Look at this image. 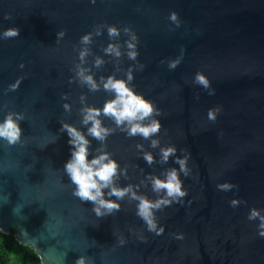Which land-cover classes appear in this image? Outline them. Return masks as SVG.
Listing matches in <instances>:
<instances>
[{"label": "water", "instance_id": "95a60500", "mask_svg": "<svg viewBox=\"0 0 264 264\" xmlns=\"http://www.w3.org/2000/svg\"><path fill=\"white\" fill-rule=\"evenodd\" d=\"M108 26L119 35L110 37ZM125 28L137 38L134 60ZM8 29L18 35L5 38ZM88 33L91 43L81 44ZM109 44L119 46V57L105 53ZM78 65L98 90L81 82ZM198 72L208 89L194 82ZM109 76L159 109L156 135L128 136L102 113L113 131L103 142L88 135L81 109H102L115 98L101 81ZM214 108L220 111L211 121ZM8 113L23 119L16 143L0 138V232L15 231L41 264L80 257L85 264H264L261 221L248 219L252 209L264 216V0H0V123ZM64 124L89 141L88 160L107 152L118 164L115 186L132 185L148 200L165 195L150 178L177 170L187 194L154 210L162 233L148 230L129 195L117 199L104 189L119 210L97 215L93 203L73 194ZM168 146L176 153L162 162L160 149ZM185 156L187 176L176 163ZM223 183L234 187L218 189Z\"/></svg>", "mask_w": 264, "mask_h": 264}, {"label": "clouds", "instance_id": "9594fccd", "mask_svg": "<svg viewBox=\"0 0 264 264\" xmlns=\"http://www.w3.org/2000/svg\"><path fill=\"white\" fill-rule=\"evenodd\" d=\"M173 22L179 25V21L176 13H171L169 17ZM108 35L110 37L118 36L119 30L114 26H108ZM124 31L130 34V40L126 41L128 49L127 53L129 59H135L137 52L135 51L136 36L131 33L130 29L125 28ZM99 31H97V35ZM18 35L17 29H8L3 33L5 38H11ZM92 34L88 33L81 37V44L88 45L91 43ZM88 49L83 48L79 52V58L83 62L84 58L88 55ZM105 53L113 54L116 57L120 56L119 46L109 44L104 49ZM103 61L97 57L95 60V66H99ZM178 61H173L169 64L170 68H174ZM77 77L81 82L86 84L91 91H96L99 85L93 79L91 75H86V69L77 66ZM131 71L127 73V81L132 80ZM103 87L106 91L114 93L115 98L107 101L102 109L94 107H84L81 109L82 123L84 125H90L87 132L88 135L94 137L98 141L103 142L106 137L111 134L112 129L106 128L102 125L99 119L101 113L104 116L111 118L117 127L121 128V131H125L128 136L140 135L144 139L156 135L160 130L159 121L154 119L155 116L160 115L159 109L155 105L143 98V96L136 94L132 88L128 86L127 81L114 79L109 76L106 80L101 77ZM194 82L202 85L205 89L209 88V81L201 73H196ZM11 89H15L16 85H10ZM209 94H212L211 92ZM83 102V97L81 98ZM65 109H68V105H64ZM219 108L210 109L207 113L208 119L215 121ZM15 117V119H14ZM23 116L17 113H8L3 122L0 123V138L8 141V143H16L21 135V129L18 121L22 120ZM148 120L145 124L144 121ZM64 130H66L69 141L72 146L70 159L65 163V172L75 185L73 194L82 201H88L93 203L94 210L97 215H101V209L107 210L111 213L113 210H119V205L111 200L104 198V189H109L107 195L115 196L117 199H123L124 196L129 195L131 199L137 200V215L146 223L149 231H156L157 234L163 232V227L157 228V221L154 215V210H162L163 206H168L173 202L179 201L187 193L182 187V181L179 179V174L176 169H168L165 173L163 180L152 176L151 184L154 192L164 191V196L151 201L146 199L142 195H138L133 191V186L120 188L115 186V180L118 178V164L110 158L107 152H101L99 155L93 157L91 160L87 159L88 156V144L89 141L85 136L76 128L71 125L64 124ZM159 145V140L152 139L151 147L155 148ZM137 148H142V145H137ZM162 162H167L170 155H175L176 148L174 146H168L160 149ZM144 159L151 164L153 157L150 153L145 152L143 154ZM188 157L177 158L176 163L180 165V172L185 176L189 174L187 168ZM121 172L123 170H120ZM220 190H230L233 185L229 183H223L217 185ZM238 204L237 200L230 201V206L235 207ZM259 218L261 221L258 225L259 236L264 237V216L256 209L250 210L248 219L254 220ZM123 243V241H121ZM76 264H85V258L80 257Z\"/></svg>", "mask_w": 264, "mask_h": 264}, {"label": "trees", "instance_id": "16d2710c", "mask_svg": "<svg viewBox=\"0 0 264 264\" xmlns=\"http://www.w3.org/2000/svg\"><path fill=\"white\" fill-rule=\"evenodd\" d=\"M0 264H41L31 248L21 245L12 234L0 232Z\"/></svg>", "mask_w": 264, "mask_h": 264}]
</instances>
